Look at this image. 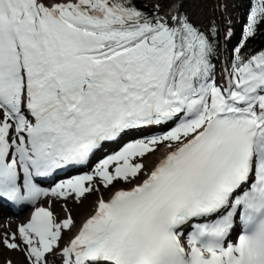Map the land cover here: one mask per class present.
Masks as SVG:
<instances>
[{
  "label": "snow or ice",
  "instance_id": "6c2138e0",
  "mask_svg": "<svg viewBox=\"0 0 264 264\" xmlns=\"http://www.w3.org/2000/svg\"><path fill=\"white\" fill-rule=\"evenodd\" d=\"M261 23L264 0L245 40ZM242 47L218 84L210 37L187 14L149 15L132 0H0V200L80 202L97 181L112 188L63 246L75 222L50 205L0 242L27 264L54 253L61 264H264V51ZM134 133L91 174L40 186Z\"/></svg>",
  "mask_w": 264,
  "mask_h": 264
},
{
  "label": "rangeland",
  "instance_id": "374dc122",
  "mask_svg": "<svg viewBox=\"0 0 264 264\" xmlns=\"http://www.w3.org/2000/svg\"><path fill=\"white\" fill-rule=\"evenodd\" d=\"M64 0H43V2L48 3L49 6H52L54 4L57 3H61ZM141 3H143L144 5L154 8V7H160L161 8V14L160 15H165V14H171V12L175 9L177 10L178 5L180 6V12L187 14L193 24L197 25L202 31L206 32L209 35V19H208V5L209 4H213L214 5V9H223L226 16L231 18L232 12L235 10L236 5L235 2L236 0H223L222 3L220 4L218 0H137ZM247 0H242V7L243 10L246 14L245 18L247 19V22L249 20L251 11L248 12L247 8H246V3ZM72 2H75V0H72ZM195 11L197 14L196 18L192 17L191 11ZM215 66V79L217 81L218 84H222L225 81V77H226V70L230 71V65L228 64L226 59H221L220 62H218V64H214ZM163 128H165V126H160L156 129H149L148 131L150 132L153 130H162ZM147 132V131H146ZM138 135V133H135ZM141 135V134H140ZM107 148H103V150H101L96 158L100 157L103 153L106 152ZM165 150L163 147H161L157 152H161L163 153V155L165 154ZM156 154V153H155ZM150 155H154V154H149ZM147 156V157H148ZM146 158V157H145ZM144 158V159H145ZM161 158V157H159ZM96 166V162L92 161L91 165L89 166V173L91 174L93 169ZM139 179H143V176H141ZM137 181H133V184L137 183ZM133 184H128L125 183L123 181H117L115 182V187L117 188H124V189H128L130 187L133 186ZM96 187H99V192L93 191L89 194H86L85 197H83L81 199L80 202H76L73 198H69L66 202L67 206H58L57 209L61 208L62 209V213L63 214H59L56 215L55 217L57 218L58 221H62L63 218L70 213L73 217V220L75 222V229H73L72 232L70 231H65L63 234V238L61 240V245H65L67 244L71 238L73 237V235L75 234L76 230L81 226L82 222L84 221V219L90 215H92V213L95 210L98 198L103 197L105 200L109 199L111 194H112V188L110 187L109 189H104L99 182H96ZM50 201H48L47 199H41L35 206H33V208L38 207L39 205H44V204H49ZM53 214L55 213V208L53 207L52 209ZM4 216H9L4 215ZM11 216V215H10ZM13 217V216H12ZM13 233L12 232H5L4 237L5 236H11ZM4 249L0 254V264H23V262H26L25 260V256H20L19 253L21 251L18 250H10L8 248H6L3 245ZM1 250V247H0ZM58 254L54 253L52 255H50L48 257L49 260V264H61V259L57 257Z\"/></svg>",
  "mask_w": 264,
  "mask_h": 264
},
{
  "label": "trees",
  "instance_id": "16d2710c",
  "mask_svg": "<svg viewBox=\"0 0 264 264\" xmlns=\"http://www.w3.org/2000/svg\"><path fill=\"white\" fill-rule=\"evenodd\" d=\"M221 4L223 0H218ZM138 9L149 15H160V7H148L143 3L132 0ZM242 0H236V8L232 12L231 18L227 17L223 9H214L213 4L208 5L209 37L213 44V63L218 64L221 59H226L228 64L233 61L234 50L243 44L241 53L244 56H251L264 51V23L257 26L256 34L245 40L244 33L247 27L246 14L242 7ZM258 4V0H247L245 5L252 11Z\"/></svg>",
  "mask_w": 264,
  "mask_h": 264
},
{
  "label": "bare ground",
  "instance_id": "6f19581e",
  "mask_svg": "<svg viewBox=\"0 0 264 264\" xmlns=\"http://www.w3.org/2000/svg\"><path fill=\"white\" fill-rule=\"evenodd\" d=\"M68 2H72V0H64L61 3H68ZM45 4L47 6H49L48 3H45ZM177 12H180V6H178V8H177ZM191 14H192L193 18L197 17V14H196L195 11L192 10ZM167 15L169 16V14H167ZM172 15H175V9L171 12L170 16H172ZM163 151H165V150H163ZM162 156H163V153L156 152V154H154V155H150L148 157L146 156V158L143 160V163L146 165V168L148 170H151L158 163V161L160 159L159 157H162ZM84 174H87V172H85ZM41 199H44V200L47 199L50 202H49V204H44V205L42 204V205H39L38 207H48L49 205L51 206V209L54 207L55 208V211H54L55 212L54 213L55 216L59 215V214L60 215L63 214L61 208L57 209L58 206H60V207L61 206H67L65 200L58 199L56 197H46V198H41ZM35 208L30 207V208H28L27 210H25L23 212H20V213L15 214V215L13 214L11 216H4V215L0 214V241L3 240L5 232L17 233V229H18L19 226L28 223L30 221L31 215H32L33 211L35 210ZM90 216L86 217L84 219V221L87 220ZM63 219H65V217ZM73 229H75V228H73ZM73 229L70 232H72ZM17 236H18V233H17ZM17 242H19V239H18ZM0 247H1V250H0V254H1V252L4 249L2 242H0ZM19 255L20 256H24L23 252H20ZM57 257L60 258L59 255H57ZM7 264H10V263H7ZM23 264H26V263L23 262Z\"/></svg>",
  "mask_w": 264,
  "mask_h": 264
}]
</instances>
